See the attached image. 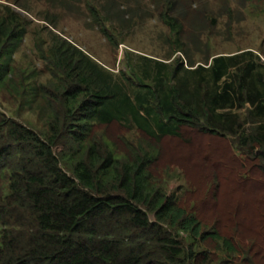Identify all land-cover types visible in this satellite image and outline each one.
I'll list each match as a JSON object with an SVG mask.
<instances>
[{
	"label": "trees",
	"instance_id": "obj_1",
	"mask_svg": "<svg viewBox=\"0 0 264 264\" xmlns=\"http://www.w3.org/2000/svg\"><path fill=\"white\" fill-rule=\"evenodd\" d=\"M164 22L180 32L175 18ZM25 35L0 18V84ZM53 43L46 59L59 85L45 134L0 112V264H264V62L248 51L196 67L186 55L189 68L180 59L169 83L159 72L133 96L76 48ZM116 124L147 145L119 147L100 133ZM187 130L226 140L244 163L210 215V194L185 199L153 182L160 145ZM232 184L245 188L239 200Z\"/></svg>",
	"mask_w": 264,
	"mask_h": 264
},
{
	"label": "rangeland",
	"instance_id": "obj_2",
	"mask_svg": "<svg viewBox=\"0 0 264 264\" xmlns=\"http://www.w3.org/2000/svg\"><path fill=\"white\" fill-rule=\"evenodd\" d=\"M169 1L172 8L167 0H0V18L26 29L8 81L0 84V112L45 134V108L59 85L58 73L46 59L55 40L104 68L133 96L143 90L142 80L150 84L159 72L169 83L173 70H180V59L189 68L186 55L196 67H209L217 56L248 51L264 62V0ZM164 15L175 18L180 32L165 24ZM35 87L39 91L32 101ZM100 133L114 138L119 147L126 146L125 140L147 145L144 135L129 125H112ZM159 150L153 182L185 199L210 194V203L203 208L207 215L213 198L231 186L226 181L242 175L239 166L244 163L238 164L228 142L218 137L187 130L182 139L164 140ZM232 185L239 200L245 188Z\"/></svg>",
	"mask_w": 264,
	"mask_h": 264
}]
</instances>
